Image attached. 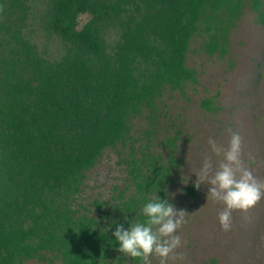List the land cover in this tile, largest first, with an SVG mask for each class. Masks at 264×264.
<instances>
[{"label":"trees","instance_id":"obj_1","mask_svg":"<svg viewBox=\"0 0 264 264\" xmlns=\"http://www.w3.org/2000/svg\"><path fill=\"white\" fill-rule=\"evenodd\" d=\"M37 1L0 0V264H124L113 233L143 223L145 204L166 199L179 133L162 141L164 164L151 151L137 155L132 119L148 109L143 133L152 135L157 98L197 82L187 65L192 39L201 36L208 55H224L246 4L264 25V2L41 0L36 7ZM41 35L58 45V55L39 46ZM213 103L206 98L201 105L212 110ZM128 141L124 162L133 191L127 193L129 182L119 189L112 208L94 200L96 216L73 207L105 149Z\"/></svg>","mask_w":264,"mask_h":264},{"label":"rangeland","instance_id":"obj_2","mask_svg":"<svg viewBox=\"0 0 264 264\" xmlns=\"http://www.w3.org/2000/svg\"><path fill=\"white\" fill-rule=\"evenodd\" d=\"M41 5V0L35 4ZM87 18L88 15H80L79 27ZM202 40L201 36L192 39L187 56V65L196 70L197 82H189L181 90L166 88L157 98L153 134L147 137L143 133L150 126L148 109L132 119L137 155L148 150L159 154L164 164H168V149L162 141L179 132L177 163L171 165L166 200L186 213L175 233L181 243L165 264H264V199L247 210H233L230 227L224 230L217 219L223 205L207 199L208 181L204 180L195 194L185 190L194 185L205 157H212L213 171L223 159L222 155L213 154L209 140L227 149L232 133L242 137L243 166L257 179H264V25L258 20V13L246 4L228 35L227 53L208 55L201 48ZM38 42L40 47L48 48V55L59 54L58 45L46 43L42 35ZM206 98L213 99L214 109L202 107ZM129 147L130 141L105 149L97 164L86 172L73 207L95 216L100 212L94 200L109 202L102 209L113 207L112 196L128 182L132 184L124 162ZM115 185L119 188L115 189ZM133 189L131 185L127 193ZM24 264L64 263L60 259L52 263L30 259ZM108 264L117 263L110 260ZM124 264H130L128 255ZM148 264H160V258L153 254Z\"/></svg>","mask_w":264,"mask_h":264},{"label":"clouds","instance_id":"obj_3","mask_svg":"<svg viewBox=\"0 0 264 264\" xmlns=\"http://www.w3.org/2000/svg\"><path fill=\"white\" fill-rule=\"evenodd\" d=\"M212 152L221 156L218 167L213 171L212 157L207 156L194 187L198 190L204 180L210 185L207 199L212 198L223 207L218 212V222L224 230L230 227L233 210H247L264 199V179H257L243 166L241 160L242 137L232 133L227 149L217 146L209 140ZM146 220L143 223H131L125 230L121 224L113 233L118 242V251L132 258H142L148 264V258L155 254L160 264H165L169 254L180 243L176 230L184 223L185 211L177 210L168 200L148 202L142 209Z\"/></svg>","mask_w":264,"mask_h":264}]
</instances>
